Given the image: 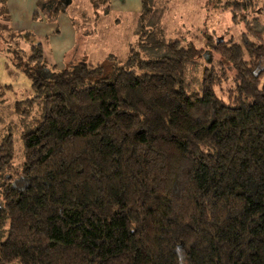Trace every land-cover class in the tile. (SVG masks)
<instances>
[{"label": "trees", "instance_id": "trees-1", "mask_svg": "<svg viewBox=\"0 0 264 264\" xmlns=\"http://www.w3.org/2000/svg\"><path fill=\"white\" fill-rule=\"evenodd\" d=\"M72 1L40 6L77 26ZM140 3L143 55L130 48L105 72L84 61L50 66L40 43L11 28L0 0L18 47L10 53L34 94L0 114V125L20 118L22 142L14 167L15 132L0 136V264H264V26L254 19L242 45L215 46L219 73L205 68L188 91L186 72L202 51L165 39L146 21L153 1ZM224 64L235 72L226 100L215 92Z\"/></svg>", "mask_w": 264, "mask_h": 264}, {"label": "rangeland", "instance_id": "rangeland-1", "mask_svg": "<svg viewBox=\"0 0 264 264\" xmlns=\"http://www.w3.org/2000/svg\"><path fill=\"white\" fill-rule=\"evenodd\" d=\"M88 0H73L69 9H72L73 20L77 26L73 28L55 21L46 20L42 7L37 5L36 11H42L40 16L31 22L30 12L21 10L23 13L20 22L26 29L42 31L37 33L46 46L45 51L55 52L51 54L54 65L57 69H63L69 65L84 61L92 67L102 66L105 72L109 71L114 65L121 66L128 57L129 49L133 48L143 55L142 49L137 45L140 43L137 29L139 28L138 16L141 13L140 0H123L116 2L109 1L107 11L101 9L93 10ZM151 7L154 14L149 16L146 21L153 20L163 29L164 38L167 40H181L185 43H193L196 49L202 51V58L189 64L186 72L185 83L188 91L198 88L203 70L207 67L214 68L219 73L218 62L220 57L215 53L214 48L218 44L228 42L242 45V37L246 32V25L255 26L256 19L258 26L263 28L264 22V0H152ZM111 3V5H110ZM19 6L28 7L27 2L18 3ZM11 0L9 6L13 7ZM14 8V7H13ZM9 10V18L12 19L14 9ZM137 9V11H136ZM141 10V11H140ZM140 12V13H139ZM85 13V14H84ZM235 15V18L233 19ZM47 18V16H46ZM41 21H44L41 25ZM10 24V22H9ZM258 27V28H259ZM4 20L0 19V85L7 86L5 97L0 105V114L13 112L15 102L32 97L34 94L31 89L29 78L15 66L16 61L10 52L18 51V47L13 45V36L4 31ZM60 32L51 36L50 31ZM45 35H48L46 38ZM264 45V35H263ZM9 41V42H8ZM249 41L259 45L260 42L249 37ZM11 43V47L9 44ZM26 44L21 43V47ZM72 46V49L70 48ZM10 50V51H9ZM60 55L58 56L57 55ZM48 56V55H47ZM223 80L215 87L218 97L226 100L230 91L234 89L235 72L229 65H223ZM264 81V77H262ZM14 115V114H13ZM7 115L2 125H0V136L8 130L13 134V145L15 162L14 167H18L22 162V142L19 138L20 118ZM39 118L37 107H34L30 117L25 121L32 123ZM12 121V122H10ZM12 127V129H10ZM2 204L0 199V205ZM7 223L0 224V242L6 239Z\"/></svg>", "mask_w": 264, "mask_h": 264}, {"label": "crops", "instance_id": "crops-1", "mask_svg": "<svg viewBox=\"0 0 264 264\" xmlns=\"http://www.w3.org/2000/svg\"><path fill=\"white\" fill-rule=\"evenodd\" d=\"M11 0H7V7H8V11L10 10V9H12L13 7V9H14V11H16V13H18V15L17 14H15V13H13V17H12V19L10 18V26H11V28L14 30V31H16V32H22V33H29L30 34V39L29 40H32L33 42H37V43H40L41 44V46H42V50H43V53H44V56H45V58H46V60L47 59H49V61H53L52 60V58H51V54L52 53H55V52H52V51H45V46H46V44H45V42L41 39V38H39L38 37V35L36 34V32L37 33H41L42 31H36V32H34V30H31V29H26L27 27H25L24 26V24L23 23H21L20 22V19L22 18V16H23V13H21V10L23 9L24 11H26V13L29 11L30 12V14H29V16H30V20H31V22H35L34 20L36 19V18H34V13L36 12V10H33V9H36V7H37V5H40V4H42L45 0H13V2H14V4L15 5H13V7H10L9 6V2H10ZM116 2H119L118 0H115ZM120 1H123V0H120ZM17 2L19 3H22V2H27L28 3V7H25V6H19V4H17ZM110 5H111V3H110ZM29 9V10H28ZM28 10V11H27ZM136 11H137V9H136ZM141 11V10H140ZM41 12L42 11H39V13H38V15H37V18L40 16V14H41ZM43 14H45V16H44V18H43V20L45 19L46 21L45 22H47L48 20H50L49 18H48V11L47 10H44L43 12H42ZM140 13V12H139ZM46 16H47V18H46ZM50 21H55L56 23L59 21V23H62V24H65L66 26H68V27H71V28H73V23H72V21L70 20V18L68 17V16H66V15H64V14H60V15H58L57 17H56V19H51ZM44 21H41V23L39 24V25H41L42 23H43ZM58 24V23H57ZM49 34L51 35V36H53V34H56V37H57V35L59 34L60 35V32H54V31H50L49 32ZM58 35V36H59ZM45 37L47 38L48 37V35H45ZM71 49H72V46L70 47ZM48 55V56H47ZM57 55H58V53H57ZM58 56H60V55H58ZM48 62V61H47ZM48 64L50 65V66H56L57 67V65H54L53 64V62H48Z\"/></svg>", "mask_w": 264, "mask_h": 264}, {"label": "water", "instance_id": "water-1", "mask_svg": "<svg viewBox=\"0 0 264 264\" xmlns=\"http://www.w3.org/2000/svg\"><path fill=\"white\" fill-rule=\"evenodd\" d=\"M65 5H68L70 3V0H64Z\"/></svg>", "mask_w": 264, "mask_h": 264}]
</instances>
